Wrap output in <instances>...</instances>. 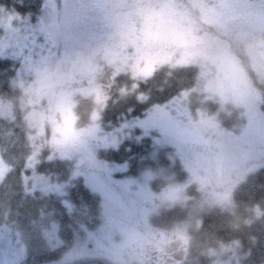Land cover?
Instances as JSON below:
<instances>
[{
	"label": "rangeland",
	"instance_id": "374dc122",
	"mask_svg": "<svg viewBox=\"0 0 264 264\" xmlns=\"http://www.w3.org/2000/svg\"><path fill=\"white\" fill-rule=\"evenodd\" d=\"M41 19L48 45L57 44L60 51L58 64L66 67L78 59L84 70L82 81L96 82L100 89L117 68L126 67L142 79L161 67L197 69L195 85L145 116L122 122L110 134L101 132L99 106L92 124L82 130L74 125L75 103L48 109L52 93L46 89L53 85L46 81L48 69H40L37 73L43 78L24 90L20 100L27 122L38 130L50 127L60 132L61 148L78 155V171L84 169L80 175L103 201L100 226L88 232L69 260L105 257L113 264H246L249 250L240 241L202 249L194 256L192 240L203 210L230 211L236 179L264 167V160L249 168L254 161L247 164V159L230 153L218 156L223 146H244L237 138L243 136L252 115L254 133L264 135V0H47ZM15 50L17 63L23 66L19 76L42 57L34 49ZM123 52L131 55L122 58ZM10 55L0 48V58ZM96 64L99 78L93 76ZM88 91L98 101L99 89ZM58 92L56 96H65ZM53 112L61 119L54 120ZM15 120L13 101L0 98V180L10 170L7 148L18 140L13 138ZM127 137L145 147L149 138L169 148L178 172L155 169L132 176L125 163L97 159L101 145L117 148ZM254 141L259 144L262 139ZM210 161L220 165L213 168ZM220 166L232 179L221 181ZM212 169L219 175L215 177ZM57 233L56 227L46 232L53 248L62 244ZM25 255V247L17 248L11 231L1 227L0 264H19Z\"/></svg>",
	"mask_w": 264,
	"mask_h": 264
},
{
	"label": "trees",
	"instance_id": "16d2710c",
	"mask_svg": "<svg viewBox=\"0 0 264 264\" xmlns=\"http://www.w3.org/2000/svg\"><path fill=\"white\" fill-rule=\"evenodd\" d=\"M46 6L47 0H0V48L11 54L0 58V98L10 99L15 105L13 138L18 139L7 148L5 155L10 170L0 180V228L11 231L17 248L25 247L26 255L19 264H113L105 257L69 260V254L77 249L81 240L84 242L88 232L100 226L103 201L88 188L80 175L84 169L78 171V155L70 148H61L63 138L60 132L50 127L42 131L30 126L20 97L30 83L43 78L37 72L48 69L46 81L53 83L52 88L46 89L52 93L46 102L48 109L64 102L65 106L75 103L74 125L77 130H82L92 124L95 107L99 106L101 132L110 134L122 122L145 116L156 105L168 102L182 90L195 85L197 69L194 66L161 67L151 77L142 79L124 67L114 69L111 80L101 89L96 82L88 84L87 80L82 81L84 70L78 59L70 66L58 64L60 51L56 43V46L48 45L41 19ZM19 47L34 49L39 58L42 55L37 59L38 64H28L33 69L27 73L22 71V76H19V69L23 66L17 63V54L14 53ZM44 54L45 61L42 60ZM107 55L105 57L110 60L112 56ZM128 55L131 54L123 52L122 58ZM95 66L93 76L99 78L98 65ZM91 89L92 92L99 89L98 101L93 93H89ZM58 91L65 96H56L60 93ZM50 115L54 120L61 119L54 112ZM254 120L256 117L252 115L243 136L237 138L244 146L233 149L223 146L218 156L230 153L247 159V164L254 161L249 168L262 164L264 135L254 133ZM261 131L264 133V128ZM255 138L262 139V142L257 144ZM148 140L147 147L129 137L122 138L117 148L101 145L97 149V159L125 163L132 176L155 169L168 174L173 170L178 172V163L173 161L170 149ZM206 163L209 166V161ZM239 169L243 171V168ZM245 175L242 180L236 179L230 211L217 207L203 210L201 225L192 240L194 256L202 249L240 241L249 250L246 264L264 263V167ZM232 176L221 181L227 182ZM165 218L170 219V216ZM55 227L62 242L57 248L51 247L46 240V232Z\"/></svg>",
	"mask_w": 264,
	"mask_h": 264
},
{
	"label": "flooded vegetation",
	"instance_id": "af4514ba",
	"mask_svg": "<svg viewBox=\"0 0 264 264\" xmlns=\"http://www.w3.org/2000/svg\"><path fill=\"white\" fill-rule=\"evenodd\" d=\"M211 162V161H210ZM210 164H214V167L213 168H216V166H219L220 165V163L218 162L217 163V161L215 162V161H213V162H211ZM220 170H221V173H220V175L218 174V170H216V169H212L211 170V172L214 174V176L216 177L217 175H219V176H221L222 175V177H223V179L224 178H226L227 177V172L225 171V170H222V167L220 166ZM217 174V175H216ZM221 180H222V178H220ZM184 251L182 250L181 251V254L183 253ZM180 254V253H179ZM153 255H155V257H156V253H153ZM161 262V264H163L162 263V261H160Z\"/></svg>",
	"mask_w": 264,
	"mask_h": 264
}]
</instances>
